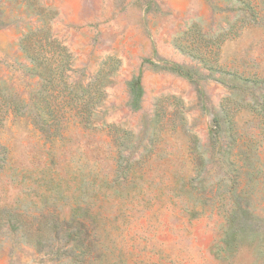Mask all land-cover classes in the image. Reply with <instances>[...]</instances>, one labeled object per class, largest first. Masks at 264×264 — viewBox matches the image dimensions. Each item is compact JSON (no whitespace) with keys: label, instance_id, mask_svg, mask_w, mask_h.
I'll list each match as a JSON object with an SVG mask.
<instances>
[{"label":"rangeland","instance_id":"rangeland-1","mask_svg":"<svg viewBox=\"0 0 264 264\" xmlns=\"http://www.w3.org/2000/svg\"><path fill=\"white\" fill-rule=\"evenodd\" d=\"M0 264H264V0H0Z\"/></svg>","mask_w":264,"mask_h":264},{"label":"trees","instance_id":"trees-1","mask_svg":"<svg viewBox=\"0 0 264 264\" xmlns=\"http://www.w3.org/2000/svg\"><path fill=\"white\" fill-rule=\"evenodd\" d=\"M30 44H31V41L28 39L27 40ZM52 42V41H51ZM50 42V43H51ZM25 48V47H24ZM28 52H30L31 50L34 51V46H33V43L31 45H28V48H25ZM37 58H41L40 56H38ZM42 59V58H41Z\"/></svg>","mask_w":264,"mask_h":264}]
</instances>
